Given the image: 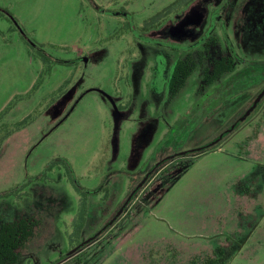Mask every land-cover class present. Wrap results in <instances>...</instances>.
I'll use <instances>...</instances> for the list:
<instances>
[{"label":"rangeland","instance_id":"rangeland-1","mask_svg":"<svg viewBox=\"0 0 264 264\" xmlns=\"http://www.w3.org/2000/svg\"><path fill=\"white\" fill-rule=\"evenodd\" d=\"M263 87L264 0H0V227L41 223L17 264H264V97L233 128Z\"/></svg>","mask_w":264,"mask_h":264},{"label":"trees","instance_id":"trees-1","mask_svg":"<svg viewBox=\"0 0 264 264\" xmlns=\"http://www.w3.org/2000/svg\"><path fill=\"white\" fill-rule=\"evenodd\" d=\"M164 11L168 12L169 8ZM163 15L164 13H159L157 15L156 18L158 21L163 18ZM234 66V60L231 57L227 58L226 62L223 61V59L213 61L211 67L205 69L203 82H206L207 85L218 82L225 74L231 73L234 70ZM197 68V63L191 58H181L175 62L173 71L168 80V89L171 97L177 96L182 91L189 77ZM207 151H209V148L194 154H201ZM81 212V225L79 228H83L85 222L86 208L84 204L82 205ZM40 224L39 220L32 217L2 224L0 227V264H17L20 258L19 251L27 247L33 240L36 229ZM83 247L85 246H82L78 251L82 250ZM202 264H216V259L208 258Z\"/></svg>","mask_w":264,"mask_h":264},{"label":"flooded vegetation","instance_id":"flooded-vegetation-1","mask_svg":"<svg viewBox=\"0 0 264 264\" xmlns=\"http://www.w3.org/2000/svg\"><path fill=\"white\" fill-rule=\"evenodd\" d=\"M263 89H264V87H263ZM263 89H262V91H263ZM262 91H261V92H262ZM259 95H260V94H259ZM259 95L256 97V99L254 100V102H253V104L250 106V108H249V109L243 114V116H242L239 120H237V121L235 122V124H234V128H235L240 122H242L243 117H244V116L250 111V109L254 106V104H255V102L257 101ZM262 99H263V98H262ZM262 99H261V100H262ZM261 100H260V101H261ZM260 101L257 103L256 107L258 106V104L260 103ZM256 107H255V108H256ZM255 108H254V109H255ZM224 134H225V133H224ZM224 134H223V135H224ZM221 136H222V135H221ZM221 136H220V137H221ZM224 137H225V136H224ZM155 166H156L155 169H156L158 166H161V162H158ZM151 172H153V171H151ZM141 185H142V183H141ZM141 185L139 184V185L135 188V190L133 191V193L131 194V196L129 197V199L132 198L133 195L135 196L136 193L139 192V188H140ZM129 199H128V200H129ZM128 200H127V201H128ZM92 239H93V237H92ZM90 240H91V239H89V242H90ZM94 240H95V239H94ZM94 240H93V241H94ZM89 242L87 241V242H83V243H81L77 248H75L76 250L74 249L75 251L71 252V255H72L73 253H76V252H77L82 246H85V245H86L87 243H89Z\"/></svg>","mask_w":264,"mask_h":264},{"label":"water","instance_id":"water-1","mask_svg":"<svg viewBox=\"0 0 264 264\" xmlns=\"http://www.w3.org/2000/svg\"><path fill=\"white\" fill-rule=\"evenodd\" d=\"M263 97H264V89H263V91L260 93V95H259L257 101L255 102L254 106H253V107L250 109V111H249V112L243 117L242 121L245 120V119L248 117V115L253 111V109L256 107L257 103H258ZM233 128H234V127H233ZM224 136H226V133H225L224 135H222L218 140H216V141L210 143V144L207 145V146H203V147H200V148H197V149H194V150L185 151V152H182L181 154L184 155V154H187V153H189V152L202 151V150H204V149H208V148H210L211 146H213V145H215L216 143H218V142H219ZM75 250H76V249H75ZM75 250H74V251H75Z\"/></svg>","mask_w":264,"mask_h":264}]
</instances>
